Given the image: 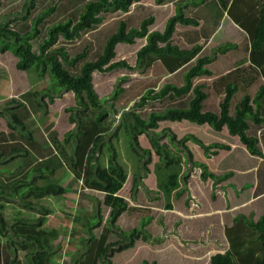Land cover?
I'll return each instance as SVG.
<instances>
[{
    "label": "trees",
    "instance_id": "obj_1",
    "mask_svg": "<svg viewBox=\"0 0 264 264\" xmlns=\"http://www.w3.org/2000/svg\"><path fill=\"white\" fill-rule=\"evenodd\" d=\"M38 1L28 0L24 5L25 16L17 20H28ZM141 1H88L76 20L67 19L48 28L38 52L34 51L32 42L41 37L40 26L55 8L41 11L34 17L30 30L25 34L11 30L8 17L0 22V54L11 53L17 61V70L34 72L39 80H51L48 87L41 92L29 90L30 93L24 95H33L38 108L46 112V116L49 109H46L45 98L48 97L52 102L66 92H71L74 97V104L66 108L69 113L68 121L74 124L73 128L64 134L62 141L53 136L46 152L27 129L22 115L17 113L23 103L11 99L8 104L17 102L18 108L12 106L4 109L10 115L7 120L10 133H0V165H6L18 158L25 159L26 163L20 164L16 170L0 166V241L3 239L6 242L0 247V264H54L58 247L56 246L54 251L53 242L49 237L23 235L17 233L16 228H40L43 220L33 216L32 212L50 215L51 210L41 205L38 200L45 197H62L68 192V188L62 186L57 179H51L58 168H63L64 174L80 182L82 191L104 195L103 201L92 195H85V198L91 201L89 213H80L73 217V222L80 231L76 232L74 229L71 233L75 236L80 234V245L71 255V264H113L112 257L115 254L133 248L139 240L144 243L151 240L145 230L151 218L145 219L140 229L129 233L118 227V221L123 214L135 209L130 208V203L120 196L129 181L130 173L121 161V154L113 142L114 139L118 142L125 140L135 161L132 188L134 199L139 190L145 189L143 180L150 173L148 166L153 162L154 154L158 157L154 172L159 189L168 203V209L173 207V197L180 198L188 191L190 171L183 174L184 167L191 165L200 168L202 181L210 179L215 184L213 186L230 179L232 173L216 175L208 172L205 165L194 161L187 143L191 141L199 146L207 158L217 154L213 149L229 147L218 143L205 145L192 135L179 140L169 128L158 132L161 121L188 120L196 124L207 123L216 132H221L226 127L231 136H237L246 146L249 154L263 156L259 147V136L250 135L249 130L251 123L257 127L264 123V83L254 95L245 93L233 111H230V106L236 93L242 90L241 87L251 88L256 79L248 70L237 69L222 78L220 84H225V89L218 111L203 109V102L208 93L202 91L204 85H194V81L200 77H212L208 66L215 62L218 55H226L237 47L225 44L212 55H208L198 46L199 36L194 39L196 43L190 49H180L173 43L177 26L199 25L196 18L186 15V11L206 4V0H173L175 14L167 21L163 32L150 31L156 21L154 16L144 19L138 27H131L126 20H122L118 30L107 39L100 53L96 54V58L91 62H85V52H80L75 57L67 54L64 44L73 43L84 34L96 30L108 14H129L132 7ZM155 1L157 5H164L168 0ZM216 1L219 8L249 35V69L264 81V0ZM223 21L227 22L225 19ZM201 35L209 40L206 34ZM138 41H145L146 44L137 53L135 67H131L126 61H115L118 58L119 46H134ZM61 42L63 48L60 47ZM85 48L88 52L87 45ZM157 62L170 74L184 69V85L165 84L158 91L145 92L140 96L135 109L124 111L119 118L115 115L120 124L117 130H114L107 122L110 115V110L106 107L108 101L95 93L92 73H110L117 70L144 73L152 69ZM121 92L117 87L113 99H117ZM188 94L192 95L189 101L182 102L187 100ZM165 98L173 100L176 105L170 104L163 110L153 109L146 116L139 112L138 108L145 107L149 101ZM0 115H4L2 109ZM13 133H16L21 141L16 140ZM141 136L147 137L151 148L141 146ZM164 140L167 142L162 143ZM104 154L106 163L101 158ZM4 175L9 177H3ZM14 204L20 210L12 214V220L9 222L3 211ZM104 206L110 209L107 220ZM23 210L31 212V215ZM99 230L101 233L97 237L95 231ZM112 236H117L119 242L110 243ZM226 237L229 241L228 250L212 256L209 264H264V214L257 221L252 217L238 215L234 219L233 227L226 229ZM21 253L24 254L25 262L18 258ZM142 264L149 263L144 261Z\"/></svg>",
    "mask_w": 264,
    "mask_h": 264
},
{
    "label": "rangeland",
    "instance_id": "obj_2",
    "mask_svg": "<svg viewBox=\"0 0 264 264\" xmlns=\"http://www.w3.org/2000/svg\"><path fill=\"white\" fill-rule=\"evenodd\" d=\"M27 1H1L0 22L8 17L11 30L25 34L30 30L34 17L41 11L55 8L40 26L41 37L32 42L34 51L38 52L39 45L45 39L50 26L67 19L76 20L85 3L94 0H39L29 19L18 21L17 18L25 16L24 5ZM174 14L175 3L173 0H168L164 5H157L155 0H142L132 7V11L129 14H108L105 16L103 24L98 26L96 30L84 34L73 43L64 44V47L70 57H75L80 52L81 54L85 52L87 54L85 62H91L96 58V54L100 53L107 39L118 30L122 20H126L131 27H138L144 19L154 16L156 21L150 27V31L163 32L167 21ZM186 15L196 18L199 25L197 27L177 26L173 37L175 46L183 50L190 49L196 43L194 39L199 36L198 46L203 48L205 54L208 55H212L219 47L225 44H232L237 47L236 50H232L226 55H218L215 62L208 66V70L212 72V77H200L194 81V85H204L202 91L208 93L207 98L204 100L206 109L219 110V104L223 100V90L225 89V84L222 86L220 82L229 72L237 69L248 70L253 77H256L251 88L243 89L241 87L242 90H239L231 100L230 108L235 110L236 104L245 93L254 95L260 85L264 83L263 79H260L256 73H252V70L249 69V35L219 8L216 0H206V4L198 8L188 9ZM223 19L227 22L223 21ZM202 33L210 38L212 37L211 40L207 41L201 35ZM61 45L60 47L63 48V42H61ZM86 45L88 46V52H86ZM144 45L145 41H138L134 46H119L117 48L118 58L115 61H126L131 67H135L137 53ZM15 65L16 59L11 53L0 54V109L4 112V115H0V133L6 135L10 133L7 128V120L10 119V115L4 109L12 106L17 109V102L13 105L8 104L9 100L16 99L23 102L22 108L18 109L17 113L22 115L27 129L34 134L43 151L46 152L48 149L47 145L53 136L62 141L64 134L73 128L74 124L69 123V113L66 109L74 104L73 94L71 92L63 93L52 102L49 101L48 97L45 98L46 109H49V114L46 116V112H42L38 108L34 96L24 95V93L29 90L30 92H41L48 87L51 80H39L36 73L17 70ZM155 65V67L153 66L154 68L149 71L146 70L144 73L130 70H117L110 73L93 72L92 84L94 91L99 97L107 99L106 107L110 110L107 122L114 130H117L120 124L117 117L126 110L135 109L140 96L145 92L150 90L158 91L165 84L184 85V72H182L184 69H181L180 73L172 75V73L170 74L166 71L161 63H156ZM117 87L120 88V92L123 91L114 100L113 95ZM191 96V94L186 95L187 100L182 102L189 101ZM40 97L42 96L40 95ZM170 104H174V101L166 98L163 100H151L145 107L138 109L141 114L146 116L151 110H163ZM25 112L27 115L24 114ZM23 115H26V117ZM167 124H170V122H160V128L157 131L160 132L166 129L163 128V125ZM192 124L194 125H188V127L182 124L181 130H176L179 140L185 136L192 135L205 145L227 142V144L231 143L235 146L234 151L231 152L232 155L227 154L224 161L217 160L219 150L230 152L232 148L223 143L229 149H213L212 151L217 152V154L210 157L213 160L211 168L203 162L201 157H197V153L198 155L201 154L203 158L206 157L202 149L190 141L187 146L190 148L195 162L205 165L208 172L216 173V175L225 174L226 172L220 171L225 168L237 170V172H239V169H243L244 173H238L239 177L235 178V180L231 179L213 186L215 184L210 179L202 181L200 168L192 167L191 165L188 168L184 167L183 174H187L190 171L188 185L190 195L185 193L180 198H172L174 211H167L165 209L167 202L159 189L157 176L154 172L158 157L154 154L153 162L148 166L150 173L143 180L145 189L139 190L134 199L132 188L135 161L125 140L118 142L117 139H114L113 142L121 154V161L127 166L131 176L120 196L130 203V208L135 209L130 214L126 213L118 221V227L123 232L129 233L140 229L142 227L141 221L144 218L152 217V220L145 228L151 240L148 243L139 240L133 248L115 254L112 257L113 264H142L144 261L149 264H209L212 256L228 250L229 241L226 237V229L233 227L234 219L238 215L252 217L257 221L264 214V191L262 190L264 188V123L261 127L251 123L249 130L250 135H257L260 138L259 147L262 149V157L249 154L246 146L241 143L237 136L234 137L238 141L231 138V135L229 136L227 129L216 133L208 124ZM13 136L16 137V140L21 141L16 133H13ZM146 141V137L142 136L140 138L141 146L150 148ZM166 142L167 140H164L162 143ZM101 158L106 163V154ZM232 158L234 161H228ZM24 162L25 159L18 158L0 166L9 168V170H16ZM213 168L218 170L213 173L211 171ZM3 177L9 176L4 175ZM8 179L6 178V180ZM51 179H57L62 186L68 188V192L62 197H45L42 200H38L41 205L51 210L50 215H43L44 213L37 211L32 212L33 216L43 220V225L40 228H16V231L17 233L37 238L49 237L53 242L54 251H56V246L58 247V254L54 264H71V255L77 251L80 245L78 240L80 234L78 233L75 236L71 233L74 229L77 230L76 232L80 231L79 227L73 222V217L75 218L80 213H89L91 201L86 199L85 195H92L102 201L104 200V195L97 192L82 191L80 182L78 183L71 176L64 174L63 168H58L57 172L51 176ZM232 184L234 185L231 186ZM258 194L259 197H257ZM15 200L18 199L15 198ZM11 206H8L3 211L4 217L9 222L12 220V214L20 210L15 204ZM103 211L107 220L110 215V209L104 206ZM23 212L26 213L28 211L23 210ZM25 213L24 216H26ZM29 215H31V212ZM100 233V230L95 231L97 237H99ZM117 242H119V238L112 236L110 243ZM5 244L6 242L2 239L0 247ZM23 257L24 254L21 253L18 258L25 262Z\"/></svg>",
    "mask_w": 264,
    "mask_h": 264
},
{
    "label": "crops",
    "instance_id": "obj_3",
    "mask_svg": "<svg viewBox=\"0 0 264 264\" xmlns=\"http://www.w3.org/2000/svg\"><path fill=\"white\" fill-rule=\"evenodd\" d=\"M207 38L209 39L208 41H210L211 40V38L210 37H208L207 36ZM156 65H154V67H155ZM153 67V68H154ZM181 72V70L180 71H176L175 73H172V75L173 74H177V73H180ZM183 72V71H182ZM208 78V77H207ZM203 109H205L206 110V108H205V104H204V102H203ZM216 111H218V110H216ZM231 111H233V110H231ZM166 122H170V124H167V125H163V128H169V129H171L175 134H176V130H181V127H182V124H185V125H187V127H188V125H194V124H192V123H194V122H192L191 123V121H188V120H182V121H173V120H165ZM162 122V121H161ZM204 124H207V123H203V124H200V125H204ZM197 125H199V124H197ZM224 129H227V128H224ZM227 132H228V130H227ZM216 133H219V132H216ZM177 135V134H176ZM230 136V135H229ZM142 137V136H141ZM140 137V138H141ZM144 137H146V136H144ZM231 138H234L235 140H237L238 141V139H236L235 137H232L231 136ZM146 139H147V137H146ZM232 140V139H231ZM9 142H13V141H10L9 140ZM147 145H150V143H149V141H148V139H147ZM14 143V142H13ZM223 143H225V144H227V142H223ZM223 143H221L222 145H223ZM218 144H220V143H218ZM146 145V146H147ZM196 145V144H195ZM194 145V146H195ZM227 145H229L231 148H232V150L230 151V152H228V151H223V150H219V153H218V158H217V160H225V158H226V155L227 154H229L230 156L232 155L231 154V152L232 151H234V145L233 144H231V143H229V144H227ZM144 148V147H143ZM146 148V147H145ZM150 148H151V146H150ZM147 149H149V148H147ZM197 157H201L202 159H203V162H205L206 164H207V166L208 167H211L212 165H211V162L213 161L210 157H212V156H210L209 158H207V157H202V155L201 154H199L198 155V153H197ZM213 158H215V156H213ZM230 159V158H229ZM228 161H234L233 160V158L231 159V160H228ZM228 161H227V163H228ZM221 166H222V164H221ZM231 167H234V166H231ZM212 168V167H211ZM218 169H215V168H213L211 171L213 172V173H215L216 171H217ZM220 171H222V172H226V173H232L233 174V176H232V178H230V179H228V180H226L225 182H227V181H230L231 179H234L235 180V178H237V177H239V174L238 173H244L243 172V169H239V172H237V170H232V169H230V168H225L224 170H220ZM229 171V172H228ZM216 174V173H215ZM218 175V174H217ZM134 176V175H133ZM129 177H131L130 176V174H129ZM239 179V178H238ZM234 184H236V182H234ZM234 184H232L231 186H233ZM189 185V184H188ZM263 191H264V188L262 189ZM186 193H188L189 194V189H188V191L186 192ZM190 195V194H189ZM262 196V195H261ZM257 197H259V194L257 195ZM174 198V197H173ZM190 198V197H189ZM188 198V199H189ZM171 203H172V199H171ZM168 204V203H167ZM172 206H173V204H172ZM165 209L167 210V211H171V212H173L174 210V207H172V209H168L166 206H165ZM130 212L131 211H129V212H127V214H130ZM126 214V213H125ZM124 214V215H125ZM123 215V216H124ZM122 216V217H123ZM121 217V218H122ZM149 218H151V220H152V217H149ZM149 218H147V219H149ZM141 220V219H140ZM145 220V218L141 221V226H142V224H143V221ZM154 236V235H153Z\"/></svg>",
    "mask_w": 264,
    "mask_h": 264
},
{
    "label": "clouds",
    "instance_id": "obj_4",
    "mask_svg": "<svg viewBox=\"0 0 264 264\" xmlns=\"http://www.w3.org/2000/svg\"><path fill=\"white\" fill-rule=\"evenodd\" d=\"M145 44H146V42H145ZM145 46V45H144ZM17 62V61H16ZM157 63H160V62H157ZM153 68V67H152ZM93 74V73H92ZM23 103V102H22ZM230 111H231V108H230ZM24 114H26L27 115V113L25 112ZM26 115H23L24 117H26ZM121 115H119V117H120ZM25 121V120H24ZM226 128V127H225ZM224 129V128H223ZM228 130V129H227ZM30 131V130H29ZM229 133V132H228ZM34 135V134H33ZM230 135V134H229ZM233 137V136H232ZM247 150V149H246ZM248 152V151H247ZM249 153V152H248ZM124 215V214H123ZM121 219V218H120Z\"/></svg>",
    "mask_w": 264,
    "mask_h": 264
}]
</instances>
